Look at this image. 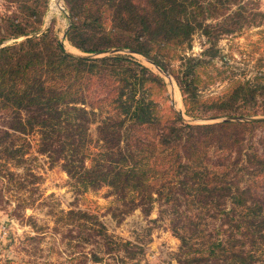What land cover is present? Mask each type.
I'll use <instances>...</instances> for the list:
<instances>
[{
	"label": "trees",
	"instance_id": "16d2710c",
	"mask_svg": "<svg viewBox=\"0 0 264 264\" xmlns=\"http://www.w3.org/2000/svg\"><path fill=\"white\" fill-rule=\"evenodd\" d=\"M6 1L17 7L0 17V199L9 191L19 208L35 203L27 137L37 133L38 153L78 193L108 187L122 215L159 205L181 241L179 264H264V121L190 123L167 105L161 75L132 55H103L145 56L174 78L193 119L264 116V30L249 75L217 47L222 35L262 26L264 12L245 0H65L66 38L90 54L78 56L51 26L28 36L43 28L49 0ZM198 31L211 45L183 55ZM219 83L216 97L202 94ZM61 216L94 245L80 263L136 258L97 215Z\"/></svg>",
	"mask_w": 264,
	"mask_h": 264
},
{
	"label": "rangeland",
	"instance_id": "374dc122",
	"mask_svg": "<svg viewBox=\"0 0 264 264\" xmlns=\"http://www.w3.org/2000/svg\"><path fill=\"white\" fill-rule=\"evenodd\" d=\"M245 2L249 12L254 11V8L264 12V0H245ZM16 7L13 2L0 0V17L8 13L12 14ZM46 11L43 27L51 26L68 50L73 45L65 35L71 21L65 0H49ZM263 30L264 24L260 27H246L240 34L222 35L217 41L219 54L231 58V62L236 64L240 72L246 71L248 75L251 74L256 58L260 56V52H253L252 43L260 37ZM22 39L24 38L18 41ZM14 41L16 40H8L4 45ZM210 45L207 36L198 31L193 36L191 47L186 48L182 54L200 56ZM76 50L73 53L86 54L77 48ZM118 53L134 56L161 75L167 84L170 99L167 105L174 106L177 111L182 109L185 120L195 124L220 121V119H193L185 115L183 97L172 76L160 72L161 69L157 65L150 63L141 54L130 50H120L110 54ZM217 61L221 64L220 58ZM174 64L179 65V61H174ZM225 86L226 83L216 84L202 94L216 97ZM177 99L181 101L182 108L178 106L180 104ZM259 134L261 137L264 136V128ZM27 140L31 144L28 165L40 177L34 194L36 201L27 208H19L17 201L19 194L12 195L8 191L3 197L1 196L3 199H0V264H82L80 262L85 259L94 245L85 243L84 239L79 237L78 234L83 232L81 226L77 228L62 219V212L71 209L97 215L113 238L133 243L136 258L128 260L125 258L126 254L121 253L119 264H179L177 256L181 241L171 230L169 220L160 217L159 205H156L150 215L144 214L140 208L122 215L118 209L119 203L108 187L78 193L71 185L67 173L60 166L51 165L46 156L38 153L39 135L33 133L27 137ZM87 263L91 264L88 260Z\"/></svg>",
	"mask_w": 264,
	"mask_h": 264
},
{
	"label": "water",
	"instance_id": "95a60500",
	"mask_svg": "<svg viewBox=\"0 0 264 264\" xmlns=\"http://www.w3.org/2000/svg\"><path fill=\"white\" fill-rule=\"evenodd\" d=\"M47 30V27H43L40 31L38 32H35L33 34H30L28 36H38V35H41L43 32H45ZM66 35V34H65ZM26 36V37H28ZM25 38V37H24ZM15 40H18V39H15ZM67 50V49H66ZM68 51V50H67ZM120 49H113V50H108L106 52V54H110V53H116V52H119ZM69 53H72V54H75L71 51H68ZM75 55H78V56H90V55H86V54H75ZM148 61L152 64H154L152 61H150L148 59ZM155 65V64H154ZM160 70V69H159ZM160 72H162L163 74L169 76V74L163 72L162 70H160ZM173 102H175V100H173ZM179 112L184 115V112L182 109L179 110ZM206 120H213V119H209V118H205ZM220 120H225V121H264V116H231V117H225V118H222Z\"/></svg>",
	"mask_w": 264,
	"mask_h": 264
},
{
	"label": "bare ground",
	"instance_id": "6f19581e",
	"mask_svg": "<svg viewBox=\"0 0 264 264\" xmlns=\"http://www.w3.org/2000/svg\"><path fill=\"white\" fill-rule=\"evenodd\" d=\"M67 48H68V47H67ZM68 50H70L71 52H76V51H77L76 49H74V48H72V47H69ZM172 86H173V85H172ZM175 88H176V87H175ZM176 91H177V90H176ZM174 93H175V91H174ZM175 94H176V93H175ZM178 94H179V93H178ZM172 95H173V92H172ZM176 98H177V97H176ZM180 99H182V98H180ZM177 100L179 101V104H180V105H178V106L181 107V106H182L181 101H180L179 99H177ZM174 103H175V102H174ZM176 104H177V103H176ZM176 104H175V105H176ZM178 106H177V107H178ZM181 108H182V107H181Z\"/></svg>",
	"mask_w": 264,
	"mask_h": 264
}]
</instances>
